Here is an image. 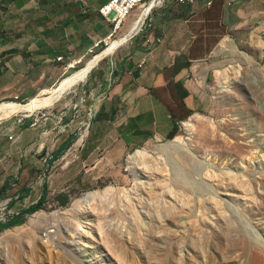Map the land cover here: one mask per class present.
<instances>
[{
	"label": "rangeland",
	"instance_id": "rangeland-1",
	"mask_svg": "<svg viewBox=\"0 0 264 264\" xmlns=\"http://www.w3.org/2000/svg\"><path fill=\"white\" fill-rule=\"evenodd\" d=\"M25 2L30 8H22ZM241 3L244 16L219 53L191 63L187 90L197 103L193 115L170 136L151 137L116 163L102 162L95 178L67 203L44 200L25 214L23 224L3 229L0 238L37 214L62 213L48 230H54L50 241L46 222L23 242L0 240V264H264V0ZM141 9L135 7L109 38L117 45L112 54L131 38L118 39ZM40 10L44 0H0V29L28 26L25 13ZM106 41L48 89L105 50ZM84 81L44 106H27L39 95L3 102L25 107L0 123V175L14 156L60 157L66 149L56 151L63 141H82L91 119L90 100L82 101ZM13 128L18 141L8 134ZM168 141L182 147L160 152L158 146ZM6 177L4 190L16 179L13 172ZM18 177L16 189L27 198L35 174L28 169L25 179ZM91 192L103 198L91 210H77ZM35 203L26 202L24 210ZM255 253L259 260L253 263Z\"/></svg>",
	"mask_w": 264,
	"mask_h": 264
},
{
	"label": "crops",
	"instance_id": "crops-1",
	"mask_svg": "<svg viewBox=\"0 0 264 264\" xmlns=\"http://www.w3.org/2000/svg\"><path fill=\"white\" fill-rule=\"evenodd\" d=\"M108 1L44 0V11L25 13L28 26L1 28L0 104L33 99L54 86L71 68L69 63L95 51L96 43L112 33L111 24L100 13ZM246 1L198 0L193 5L166 0L150 14L147 31L129 34L132 22L118 39L131 38L95 66L82 85L91 110L82 141H63L56 153L60 148L66 151L49 159L48 170L43 159L14 156L15 162L3 165L0 190L7 185L6 174L25 179L29 169L35 177L27 183V201L54 199L62 205L95 178L102 162L116 163L151 137L170 136L197 108L187 90L191 63L219 53L225 37L244 16L241 2ZM28 4L22 8H30ZM148 35L162 40L149 46Z\"/></svg>",
	"mask_w": 264,
	"mask_h": 264
},
{
	"label": "bare ground",
	"instance_id": "bare-ground-1",
	"mask_svg": "<svg viewBox=\"0 0 264 264\" xmlns=\"http://www.w3.org/2000/svg\"><path fill=\"white\" fill-rule=\"evenodd\" d=\"M153 3L151 4V6ZM142 8L141 11L137 14L136 18L134 19L133 23L130 26V33L131 35L135 34L140 27L142 26V23L150 9V7ZM112 40H107L106 43V49L95 54L92 56L86 64L75 70L70 76L63 78L59 86L50 90L43 91L39 94L38 97H36L32 102H30L27 106L28 107H37V106H44L51 101L57 99L59 96L63 95V93L68 92L72 88H74L79 82L84 81L88 72L91 70V68L97 63V61L107 53H111L115 50L117 45L115 43L111 42ZM120 46V45H118ZM12 103V102H11ZM25 106L20 104L19 102H15L12 104L6 105L5 103L0 105V123L2 121L8 120L9 118L13 117L17 113H19L20 109L24 108ZM182 144H179L178 141H168L165 143H161L158 148L159 151L162 153H169L170 149H176V148H181ZM101 194H98L97 192H91L88 193L82 200L81 202L77 205V210L84 212L87 210L93 209L92 207V202L98 198H103L100 197ZM98 197V198H97ZM60 211H54L50 213H42L40 216L37 214L35 215L32 219H30L29 223L25 224L24 226L17 228V230L14 231H6L3 233L1 236L0 240L7 241L8 239L15 238L19 242H23L24 240L30 238L36 228L38 226H41L43 222L50 223L49 226L46 225L45 230L47 231V234L45 236L48 237L47 241H50V233L54 230H49V228L55 226L54 224L58 222L61 216ZM54 221V222H53ZM53 222V224H51ZM84 226V225H82ZM78 228V227H77ZM80 228V227H79ZM78 228V229H79ZM77 229V230H78ZM259 260V256L257 253L253 255V263L257 262Z\"/></svg>",
	"mask_w": 264,
	"mask_h": 264
},
{
	"label": "built area",
	"instance_id": "built-area-1",
	"mask_svg": "<svg viewBox=\"0 0 264 264\" xmlns=\"http://www.w3.org/2000/svg\"><path fill=\"white\" fill-rule=\"evenodd\" d=\"M166 0H109L106 4L100 7V13L103 17L111 24L112 26V33L106 39H109L114 33H118L121 29L122 25L124 24L127 17L130 15L132 10L135 7L141 6L142 8L150 7L140 29L133 35L140 34L142 32L147 31L151 24H150V14L152 11L159 6L164 5ZM198 0H176L179 4H196ZM210 4V2H209ZM160 37H153L148 35L146 37V41L149 46H154L156 43L161 42ZM107 43V41H106ZM100 42H97L95 46H99ZM94 50L92 49L91 52ZM62 57H59L61 59ZM74 63H69V67H73ZM84 96L82 97V101H86L85 96L89 97L87 92L84 90ZM89 115L91 116V110H89ZM89 126V122L87 123V127ZM8 133L12 141H16L18 139L17 135L12 134L13 130ZM44 163L47 165V170L51 167L48 165L49 157L43 158ZM11 181L9 184L10 186L6 190L0 191V225L12 220L15 217H18L23 214L24 208L27 206L26 202H28V198H22L20 193L17 191V178ZM11 189L14 191L11 193Z\"/></svg>",
	"mask_w": 264,
	"mask_h": 264
},
{
	"label": "trees",
	"instance_id": "trees-1",
	"mask_svg": "<svg viewBox=\"0 0 264 264\" xmlns=\"http://www.w3.org/2000/svg\"><path fill=\"white\" fill-rule=\"evenodd\" d=\"M43 203H44V200L41 199L37 203H35L33 206H31L28 209L24 210L22 215H20L18 217H15V218H13L12 220H10V221H8L6 223L1 224L0 225V232L3 229H5V228L23 224L25 222V219H26L25 214L26 213H33V212H35L36 210H38L39 208H41V206H42Z\"/></svg>",
	"mask_w": 264,
	"mask_h": 264
}]
</instances>
